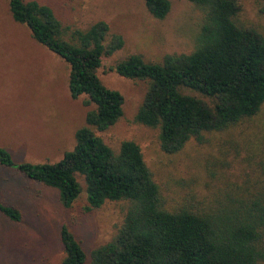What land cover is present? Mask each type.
Segmentation results:
<instances>
[{
    "label": "trees",
    "instance_id": "obj_1",
    "mask_svg": "<svg viewBox=\"0 0 264 264\" xmlns=\"http://www.w3.org/2000/svg\"><path fill=\"white\" fill-rule=\"evenodd\" d=\"M144 1L158 21L171 11L170 0ZM187 1L202 15L191 53L166 55L161 64L132 54L112 70L147 84L135 122L159 132L164 153L174 155L191 142L204 145L208 135L239 128L237 143L253 172L201 201L191 193L177 202L165 196L137 142L125 139L115 149L103 137L122 120L125 97L104 84L99 70L105 58L123 49V37L111 34L103 21L72 30L36 0H8L13 20L68 64L71 98L84 99L90 110L73 150L60 161L15 165L0 149V164L57 190L66 209L83 194L88 212L109 202L122 208L114 237L92 250L90 260L63 226L62 264H264V34L241 19L238 0ZM255 1H263L264 15V0ZM242 149H236L237 156ZM0 213L21 222V211L1 198Z\"/></svg>",
    "mask_w": 264,
    "mask_h": 264
},
{
    "label": "rangeland",
    "instance_id": "obj_2",
    "mask_svg": "<svg viewBox=\"0 0 264 264\" xmlns=\"http://www.w3.org/2000/svg\"><path fill=\"white\" fill-rule=\"evenodd\" d=\"M36 1L50 7L64 27L87 30L103 21L111 34L123 37V49L105 58L99 70L104 84L125 97L122 120L103 137L115 149L125 139L137 142L165 196L181 202L193 193L198 196L194 199L201 201L226 182L242 183L253 172L247 152L237 143L241 140L239 128L208 135L209 142L204 145L191 142L177 154L164 153L159 132L135 122L147 84L125 79L112 70L132 54L161 64L166 55L191 53L202 15L190 2L170 0L171 11L158 21L148 13L144 0ZM238 1L243 7L241 19L264 34L263 1ZM68 77V64L38 45L30 31L13 20L8 0H0V149L15 165L58 162L73 150L90 107L84 105V99L71 98ZM236 149H242L239 156ZM2 164L0 198L18 208L22 219L14 223L0 213V264H62L63 226L72 231L89 260L92 250L114 237L123 217L121 204L109 202L88 212L83 194L73 208L66 209L57 190Z\"/></svg>",
    "mask_w": 264,
    "mask_h": 264
}]
</instances>
